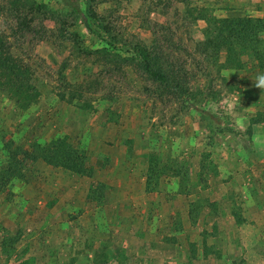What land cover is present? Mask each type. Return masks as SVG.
I'll return each mask as SVG.
<instances>
[{"label": "rangeland", "instance_id": "obj_1", "mask_svg": "<svg viewBox=\"0 0 264 264\" xmlns=\"http://www.w3.org/2000/svg\"><path fill=\"white\" fill-rule=\"evenodd\" d=\"M242 4L0 0V35L13 58L29 68L38 93L31 100L11 73H0L8 88L0 87V176L12 174L0 187V264H143L145 251L162 234L189 248L180 255L185 259L172 249L173 264L197 259L195 234H209L205 220L220 213L210 203L221 183L214 179L215 156L248 133L241 127L244 105L238 92L246 64L233 61L244 57H225V49L208 43L227 34L222 21L237 16L227 9L240 10ZM146 51L166 83L143 69ZM58 137L84 153L90 176L61 169L86 180L80 184H89L92 202L87 219H77L84 210L70 211L74 223L61 225L57 233L49 209L37 211V184L43 179L38 165H51L23 150ZM227 139L234 142L226 145ZM12 154L20 163L13 173ZM103 169L109 176H102ZM113 172L135 191L117 196L120 208L103 210L113 201V189L103 179ZM142 172L151 177L145 188L137 179ZM149 191L156 194L145 199ZM230 211L235 221L251 216L238 203ZM199 218L203 225L195 227ZM131 228L147 240H141L140 250L130 241ZM256 246L260 261L251 258L249 264H264V236Z\"/></svg>", "mask_w": 264, "mask_h": 264}, {"label": "crops", "instance_id": "obj_2", "mask_svg": "<svg viewBox=\"0 0 264 264\" xmlns=\"http://www.w3.org/2000/svg\"><path fill=\"white\" fill-rule=\"evenodd\" d=\"M235 1L217 0L218 3L226 6L233 5ZM243 1H245V4L241 5L240 10L227 9L228 15H242L260 19L262 21L261 38L264 40V0ZM262 49L264 50V43H262ZM243 61L246 63V68L240 70V72L244 81L238 92L244 108L241 110L239 118L242 121L241 127H245L248 133L241 136L240 143L236 142L230 148L225 147L222 152L215 156L219 158V174L214 176V179L217 182L221 181V183L210 195V203L212 205L217 204L220 213L212 212L210 220H205V222L208 221L205 226L210 231L209 234L205 236L199 233L195 234V257L197 259H191L190 257L189 264H234L237 256L239 261L241 260V264H249L251 258L255 263L260 261L261 249L256 245L264 236V88L258 87L257 83L259 77L264 76V55L261 58L245 56ZM230 142L234 141L227 139L224 143ZM40 166L41 171L37 174L39 179L41 177L43 179L42 183L37 184V211L49 209L47 214L49 218L52 217V224L55 226L57 233L61 230V225L66 226L74 223V221L68 219L70 211L84 210L81 215H77L76 212H73V214H76L77 219L80 221L87 219L90 215L89 207L92 202L89 198V184L88 187L80 184V181L86 183V180L69 171L65 172L61 168L52 166L48 168L49 166L43 163L38 165V167ZM63 172L65 175L72 177L70 183L62 182L59 175H64ZM108 172L109 170L103 169L104 175L102 176H105ZM120 177L124 176H116L113 172V177H108L107 180L103 179L113 189V201H110L109 205L99 206L103 210L106 207L110 209L113 205L120 208L117 196L120 193L135 191L129 189L130 187L133 188V185L123 186ZM224 178H227L229 182L225 183ZM135 179L133 175L132 180L135 181ZM137 179L143 184V187H141L145 188L146 175L142 172L141 179L140 175L137 176ZM232 181L236 182L231 183ZM144 194L146 199L151 194L156 193L149 191ZM150 197L152 199V196ZM140 203L146 205L147 202L144 200ZM234 203L243 205L251 216L244 214L242 218L235 221L231 211L228 213L230 206ZM139 208L143 209V207ZM198 220L195 227L203 225L201 218ZM214 230L217 233L214 234ZM165 235L169 234L158 235L154 245H151L148 251H145L143 264H154V262H157V264H173L174 260L170 255L172 249L178 251L179 257L184 252L189 251L188 246L183 241L173 242L166 239ZM129 237L133 248L135 247L137 250L141 249V240L147 241L145 237L141 238L139 234L135 233L134 228L129 230ZM83 256L81 255L82 261H87L88 256L85 259ZM181 258L185 259V257ZM185 262L188 263V260L186 259Z\"/></svg>", "mask_w": 264, "mask_h": 264}, {"label": "trees", "instance_id": "obj_3", "mask_svg": "<svg viewBox=\"0 0 264 264\" xmlns=\"http://www.w3.org/2000/svg\"><path fill=\"white\" fill-rule=\"evenodd\" d=\"M222 22L221 30L227 34L221 37L218 36L215 41L209 40L208 43L215 44L220 51L225 49V57H230L234 54L238 58L245 57V55L249 58H261L264 55V50L262 49L263 38H261L262 21L260 19L249 16H237L227 17ZM223 45H226V48L221 49ZM236 50L239 53H234ZM141 57L143 59L142 67L147 74L164 83L168 81L165 73L159 68H155L152 62L153 58H150L147 51L143 52ZM18 61L11 55L8 42L0 35V73H11L14 83L26 90L28 96L30 94L31 100H33L38 93H36L35 86L30 81L29 68L27 69L26 65ZM233 61L238 67L246 64L241 59H233ZM6 85V81H0L1 89L7 88ZM16 99L18 103H21L19 97ZM23 153L27 156L41 159L53 167H60L80 175L90 176L92 174L91 168L85 161L84 153L69 144L64 138L58 137L48 142L31 144L28 148H24ZM12 156L13 162L16 161V168L11 164L9 166V168L11 167V173L20 164L16 155L12 154ZM11 175L0 176V187L10 179ZM150 178V175L147 174V184L150 183Z\"/></svg>", "mask_w": 264, "mask_h": 264}, {"label": "clouds", "instance_id": "obj_4", "mask_svg": "<svg viewBox=\"0 0 264 264\" xmlns=\"http://www.w3.org/2000/svg\"><path fill=\"white\" fill-rule=\"evenodd\" d=\"M257 86L261 87V88H264V76L259 77Z\"/></svg>", "mask_w": 264, "mask_h": 264}]
</instances>
